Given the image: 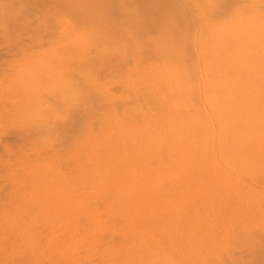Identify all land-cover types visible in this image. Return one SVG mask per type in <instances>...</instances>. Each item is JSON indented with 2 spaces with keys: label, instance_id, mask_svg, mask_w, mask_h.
Returning a JSON list of instances; mask_svg holds the SVG:
<instances>
[{
  "label": "rangeland",
  "instance_id": "374dc122",
  "mask_svg": "<svg viewBox=\"0 0 264 264\" xmlns=\"http://www.w3.org/2000/svg\"><path fill=\"white\" fill-rule=\"evenodd\" d=\"M57 1L0 0V264H264V123L255 122L249 129L243 124L238 130L220 122V110L224 113L230 108L221 103L224 91L216 93V86L212 88L217 75L214 59L202 54L211 44L204 39L208 32L219 21L231 23L230 16H238L233 13L234 0ZM243 1L235 5L243 24L263 28L264 0ZM203 8L207 13L202 15ZM197 15L204 16L200 18L203 28L197 26ZM160 34L167 40L159 43ZM79 39L87 42L81 44ZM158 49L173 50L195 63L189 77L195 87L189 92L195 99L192 94L189 99L193 108L196 101L200 103L191 112L194 122L202 119V123H193L192 136L194 142L201 138L197 147L204 149L190 148L186 163L193 162L189 169L195 176L190 183L185 177L182 180L183 174L177 177V167L170 165L165 146L169 113L148 92L155 87L158 96L163 87L157 83L160 72L154 66ZM251 52L264 60L262 46L252 47ZM225 72L230 79L236 76L231 66ZM237 95L231 104H243L242 113L264 111V94L257 95L250 107L245 106L244 93ZM156 108L157 119L167 114L161 118L167 120L149 121ZM132 116L142 123L139 127L146 128L125 132ZM251 131L248 146L244 136ZM235 135L243 139V143L239 140L243 145L234 146ZM202 138L210 139L202 143ZM230 144L240 150H235L237 158L234 149L233 153L225 151ZM223 145H227L224 151ZM133 151L137 156L133 157ZM199 151L202 157L203 152L209 153L211 160L201 159ZM108 152L111 157L115 153L113 158L107 159ZM230 161L233 165L226 163ZM238 164L237 169L231 167ZM168 169L172 172L167 175ZM115 170L126 174L122 188L119 176L109 178L118 173ZM162 171L166 172L163 176ZM158 175L165 176L164 180H157ZM207 183H212L209 190ZM168 200L178 206L173 225L181 223L186 213L192 214L199 227L180 231L179 225L170 223L169 229L159 231L162 227L156 223L166 217L162 207ZM121 205L126 207L124 224L116 216ZM203 223L205 229L200 228Z\"/></svg>",
  "mask_w": 264,
  "mask_h": 264
},
{
  "label": "bare ground",
  "instance_id": "6f19581e",
  "mask_svg": "<svg viewBox=\"0 0 264 264\" xmlns=\"http://www.w3.org/2000/svg\"><path fill=\"white\" fill-rule=\"evenodd\" d=\"M58 1H60V0H58ZM57 1V2H58ZM188 1H190V0H188ZM236 1V2H235ZM56 2V3H57ZM72 2V1H71ZM192 2H193V0H192ZM191 2V3H192ZM243 0H239V2H237V0H234V8H233V13H237L238 14V16H239V10H238V8H237V6H235V5H237V4H243ZM194 3V2H193ZM192 3V6L193 5H195V4H193ZM201 3V2H200ZM237 3V4H236ZM60 4V3H59ZM211 7H213V4L212 5H210ZM196 7H197V5H196ZM206 7V6H205ZM194 9H192V10H195L196 8L195 7H193ZM199 8H201V6L199 7ZM197 10H199L198 8H197ZM200 11V10H199ZM212 11V10H211ZM102 13V12H101ZM207 13V11L203 8L202 10H201V14L203 15V14H206ZM199 15H197V17H196V22H197V26H198V28H203L204 26H203V22L201 21V17H204V16H199ZM228 16V15H227ZM237 15H231L230 16V22L231 23H226V22H223V21H219L215 26H214V29L213 30H211V31H209L208 32V35H206L207 36V38H204L205 40H207V42H210L211 44L209 45V47H208V51L207 52H205V53H202V54H205V56H208V57H212L213 59H214V64H216L215 65V70H216V72H217V75H216V85H212V88H214L215 86V88H217V91H216V93L218 92V90H220V91H224V94L222 95V94H220V95H222V97H223V101L221 100V103H223V104H225V105H223L224 107H225V109H228V108H230L229 110H225V109H222V107H220V109H222L223 111L225 110L226 112H224V113H222V111L220 110V112H221V117H222V121H220V122H224L223 124L225 125V123L226 124H228V126L227 127H229L230 126V128H235V129H238V126H241V125H243V124H245L244 126L246 127V129H249L250 127H248V125H253V123H255V122H259V121H261V122H263L264 123V111H257V112H255L254 113V111H253V109L251 110V111H249V114H247V112L245 113V112H243L242 113V111H241V106L243 105V104H237V105H233L234 104V102H233V104H231V101H232V99H233V97H235V96H238L237 94H239V93H244L245 95H242V96H245V97H247V98H243V100H246V107H250V106H253V105H255L254 104V101L258 98L257 97V95H259V94H264V93H262V92H264V91H262V92H260V91H258V92H260V93H257V90H259V89H261V90H264V60L263 59H260V58H258V57H255L253 54H252V52H251V49H252V47L254 48V46H256V47H258V46H262L263 48H264V25L262 26L263 28H258L257 26H249V25H245V24H243V22L241 21V19H240V17H238ZM201 18V19H200ZM263 18H264V12H263ZM186 22V21H185ZM208 24V23H207ZM247 24H249V23H247ZM98 32V31H97ZM77 33H79V32H77ZM160 33V32H159ZM249 35L251 36V40H249ZM78 36H81L80 34L78 35ZM82 36H86V34L84 33V35H83V33H82ZM81 36V37H82ZM231 36V38H229V39H227L228 37H230ZM165 37V35L164 34H160L157 38H158V40H159V43L162 41V39H166V38H164ZM131 38V37H130ZM160 38V39H159ZM242 38H244V39H248V40H246V41H242L243 39ZM88 39V38H87ZM155 39L156 38H154L153 40L155 41ZM85 40V39H84ZM157 40V41H158ZM167 40V39H166ZM201 40V39H200ZM78 41H81L80 39L78 40ZM164 41V40H163ZM249 41V42H248ZM84 42H87V41H84ZM83 41H81L80 43L82 44V43H84ZM88 42H90L89 40H88ZM248 42V43H247ZM77 44H79L78 42H76ZM93 43V42H92ZM87 44V43H86ZM185 44V43H184ZM74 45H75V43H74ZM84 45V44H83ZM71 46H73V45H71ZM82 46V45H81ZM86 46V45H85ZM84 47V46H83ZM87 47V46H86ZM92 47V46H91ZM77 50H80V48L78 49V48H76ZM83 49V48H82ZM85 49V51H87V49H89V46L87 47V48H84ZM83 49V50H84ZM103 50H104V48H102ZM83 50H81V52H83ZM73 51V50H72ZM79 52V51H78ZM97 52H98V50H97ZM156 53H155V55H156V60H158V62L157 63H155L154 64V66H155V70H158L159 72H160V77H159V79L157 80V83H161L162 84V91L159 93V95L158 96H156L155 95V93H156V91H157V88H155V87H153L150 91H148L150 94H153L154 95V97H155V101H158V99H160V104H161V106L162 107H165V109H166V113H169V120H168V122H169V124H167V127H168V133L165 135L166 137H167V143L165 144V146L167 147V149H168V151H167V149H166V151H167V156H169V157H171V162H170V160H169V162L171 163L170 165H171V167H177L176 169V171H178L177 172V174L178 175H176L177 177L179 176V174H183V176H181V178L182 177H185L186 179H187V182H189L190 183V181H191V179H193L194 177H193V173H192V171H190V169H189V167L191 166L192 167V169H193V166H194V164H193V162H190L192 165H190V163H189V165H187V163H186V160L188 159V156H189V151H190V148L191 147H194L195 145V147H197V145H199V141H200V139H198V141L197 142H194L195 140H193V136H192V130H193V126H194V124L193 123H195V125H197V121H195L194 122V120H195V118H194V116L192 115V112H191V110H193V109H197L198 108V106L199 105H197L198 103H196L195 102V104L197 105H195V107L193 108V106H194V103L192 102V103H190V100L191 99H189V97H190V94H192L193 95V93L191 92H189V90H191V89H194L195 87L193 86V83H191V78L189 79V77H191V67H194V65H195V63L193 64L191 61H190V58H186V57H183V55H177L176 53H174V51L173 50H157V51H155ZM78 54V53H77ZM137 59V58H136ZM201 59V58H200ZM121 60V59H120ZM136 61H138V59L136 60ZM134 62H135V59H134ZM198 64H199V62H198ZM197 64V65H198ZM202 65H203V63H202ZM205 66H207V67H209V69L211 68L208 64H205ZM204 66V67H205ZM229 66H231L234 70H235V72H236V76L233 78V79H230V78H228L226 75H227V73L225 72V69L227 68V67H229ZM196 68H197V66H196ZM206 68V67H205ZM197 70H202V69H197ZM228 70V69H227ZM224 71V72H223ZM208 72L209 71H207V73L206 74H208ZM198 73V72H197ZM214 73V72H213ZM209 74H210V72H209ZM215 74V73H214ZM193 75V74H192ZM202 74H200V76H201ZM199 76V77H200ZM215 76V75H214ZM188 77V78H187ZM211 77V76H210ZM209 77V78H210ZM213 77V76H212ZM227 77V78H226ZM203 78H204V76H203ZM206 79L208 78L207 76L205 77ZM204 78V79H205ZM198 79V78H197ZM200 79V78H199ZM212 80V79H211ZM211 80H209V81H211ZM197 81V80H196ZM207 81V80H206ZM215 81V80H214ZM196 83V82H195ZM215 83V82H214ZM213 83V84H214ZM205 84H207V83H205ZM200 85V84H199ZM204 85V84H203ZM201 86V85H200ZM199 86V87H200ZM206 86V85H205ZM122 87V86H121ZM134 89V88H133ZM161 89V88H160ZM206 90H207V88H205ZM198 90V89H197ZM196 89H195V91H197ZM203 90V89H202ZM210 91V90H209ZM198 92V91H197ZM203 92H205V90L203 91ZM203 92H202V94H203ZM199 93V92H198ZM216 93H214V94H216ZM218 93H220V92H218ZM142 94V93H141ZM204 94H207V93H204ZM212 94H213V92H212ZM207 95H210V94H207ZM144 96V95H143ZM142 96V97H143ZM196 96H197V94H196ZM195 96V97H196ZM198 96H199V94H198ZM206 96V95H205ZM215 96H217V94L215 95ZM204 97V96H203ZM211 97H214V95L213 96H211ZM210 97V99H212ZM191 98H193V99H195L194 98V95L193 96H191ZM198 98V97H197ZM217 98V97H216ZM220 98V97H219ZM199 99V98H198ZM215 99V98H214ZM218 99V98H217ZM216 99V100H217ZM241 99V98H240ZM239 99V100H240ZM264 98H262V100H263ZM197 100V99H196ZM203 100V99H202ZM208 100V99H207ZM206 100V101H207ZM199 101V100H198ZM218 101V100H217ZM216 101V102H217ZM264 101V100H263ZM263 101H262V103H263ZM213 102H214V100H213ZM216 102H215V104H216ZM219 102V101H218ZM259 102V101H258ZM236 103V102H235ZM241 103V102H240ZM127 104V103H126ZM191 104H193V106L191 105ZM200 104V103H199ZM206 104H208L207 102H206ZM257 104H259V103H257ZM209 105V104H208ZM211 106V105H210ZM217 106V105H216ZM215 106V107H216ZM200 107V106H199ZM212 107H214V106H212ZM207 108V107H206ZM150 109V108H149ZM148 109V110H149ZM196 111V110H195ZM217 111H219V110H217ZM118 112V111H117ZM125 112V111H124ZM130 112V111H129ZM212 112H213V110H212ZM211 113V112H210ZM218 114H219V112H217ZM127 114V113H126ZM157 115H159L158 113H157V108H156V112L154 113V117L152 118V119H149V121H154V122H158V124H159V122H161V121H165V120H167V117L166 118H164L163 120L161 119L163 116L165 117L167 114H165V115H162L161 117H160V120H158L157 119ZM191 115H192V117H191ZM126 116V115H125ZM199 117H201V115L199 116ZM215 117H216V114H215ZM214 117V118H215ZM146 119H148V118H146ZM146 119H144V121L143 122H148V125L150 126V122L148 121V120H146ZM219 119V118H218ZM130 120V122L129 123H131L130 125L128 124V128H126V130H125V132L126 131H129L130 132V130L132 129V127L135 129H137L140 125L139 124H142L140 121V123L139 122H137L136 120H135V118H133V116H132V118L131 119H129ZM205 120V119H204ZM207 120V119H206ZM202 121V119L201 120H199L198 122L199 123H202L201 122ZM119 124H121V122H119ZM118 124V125H119ZM213 124H214V122H213ZM202 125H204V124H202ZM218 125H219V123H218ZM222 124H220V126H221ZM224 125H222L221 127H223L224 128ZM142 126V125H141ZM154 126V125H153ZM156 126V125H155ZM154 126V127H155ZM161 126V125H160ZM159 126V127H160ZM199 126V125H198ZM208 127H209V125H207ZM206 126V127H207ZM225 126V127H226ZM144 128H146V125L145 126H143ZM143 127H139V128H143ZM162 127V126H161ZM201 127V126H200ZM204 127V126H203ZM226 127V129L227 130H230V129H228ZM47 128V127H46ZM150 128V127H149ZM254 128V127H253ZM160 129V128H159ZM196 129H199V128H196ZM195 128H194V131L196 130ZM201 129V128H200ZM199 129V130H200ZM207 129V128H206ZM205 129V127H204V130H206ZM213 129H215L214 130V132L216 131L217 132V130L219 129V127H218V129L216 130V128H213ZM221 129V128H220ZM225 129V128H224ZM243 129V128H242ZM202 131V132H205V131ZM209 132H207L208 134L210 133V130L209 129H207ZM223 130V129H222ZM221 130V131H222ZM239 130V129H238ZM262 130V129H261ZM121 130L119 129V132H120ZM122 131H123V129H122ZM160 131H161V129H160ZM164 131V130H163ZM193 131V132H194ZM198 131V130H197ZM196 131V132H197ZM201 131V130H200ZM235 131V130H234ZM234 131H228V133H231V132H234ZM224 132H226V131H224ZM261 132V131H260ZM132 133V132H131ZM160 133V132H159ZM165 133H166V131H165ZM195 133V132H194ZM223 133V132H222ZM228 133L226 134V135H224L225 133H223V135L225 136V137H228ZM235 133V132H234ZM240 133H241V131H240ZM259 133V132H258ZM203 134V133H202ZM212 134H214V133H212ZM220 134H221V132H220ZM247 135V137H245L244 136V138H247V139H244L245 141L244 142H247L248 140H249V137H251V136H253V134H252V131L250 132V133H246ZM255 134H257V132H255L254 133V135ZM260 134V133H259ZM132 135V134H131ZM195 135V134H194ZM196 136V135H195ZM197 136H199V135H197ZM205 136H208V137H210L209 135H205ZM215 136V135H214ZM230 136V135H229ZM237 135H235V137H236ZM257 136V135H256ZM255 136V137H256ZM130 137V136H129ZM132 137V136H131ZM200 137V136H199ZM203 137V136H202ZM216 137H217V135H216ZM221 137H223V136H221ZM233 137V136H232ZM231 137V139H233ZM237 137H239V136H237ZM236 137V138H237ZM243 137V136H242ZM254 137V138H255ZM259 137H260V135H259ZM262 137H264V135L262 136ZM110 138V137H109ZM115 138V137H114ZM158 138H160V136L158 137ZM157 138V139H158ZM163 138H165V137H163ZM195 138V137H194ZM214 138V137H213ZM241 138V137H240ZM253 138V139H254ZM144 139V138H143ZM151 139H152V137H151ZM206 139H208V138H206ZM205 138L203 139L202 138V140H201V142L203 143V140H206ZM210 139V138H209ZM208 139V140H209ZM222 139V138H221ZM220 139V140H221ZM258 139V138H257ZM145 140H146V138H145ZM196 140H197V138H196ZM216 140H218L217 138H216ZM233 140H237V142H235V141H233ZM232 141L233 142H235V144H234V146L237 144V145H239V140H243V139H239V138H237V139H233ZM252 140V139H251ZM250 140V141H251ZM106 141H109V140H106ZM110 141H111V139H110ZM146 141H148V140H146ZM150 141H152L153 142V140H150ZM159 141V140H158ZM222 141V140H221ZM226 141H228L227 140V138H226ZM255 141V140H254ZM257 141V140H256ZM264 141V140H263ZM149 142V141H148ZM155 142H157V141H155ZM160 143H161V140L159 141ZM158 142V143H159ZM208 141L206 140V143H207ZM210 142V141H209ZM217 142V141H216ZM220 142V141H219ZM231 142V141H230ZM229 142V143H230ZM252 142V141H251ZM261 142H262V140H261ZM134 143V142H133ZM205 143V142H204ZM224 144H226V143H228V142H223ZM242 143H243V141H242ZM216 144V143H215ZM246 145H248V146H250V143H249V141H248V144L247 143H245ZM262 144H263V142H262ZM151 145V144H150ZM153 145V144H152ZM204 145V144H203ZM209 145V144H208ZM208 145H206V146H208ZM220 145V144H219ZM229 145V144H228ZM231 145V144H230ZM237 145L235 146V147H237ZM241 145H243V144H241ZM241 145H239V146H241ZM200 146V145H199ZM198 146V147H199ZM225 146H227V145H225ZM224 145L223 146H221V147H223V151H224V147H225ZM233 146V147H234ZM264 146V145H263ZM140 147V146H139ZM163 147V146H162ZM198 147L197 148H195L196 150H202V149H204V148H200L199 147V149H198ZM202 147V146H201ZM204 147V146H203ZM220 147V146H219ZM232 147V145L231 146H229V149L230 150H228L227 148H228V146L227 147H225V151L227 150V151H231V149H234L233 147ZM105 148V147H104ZM129 148H132V147H129ZM154 148V147H153ZM157 148H159V146L157 147ZM218 148V147H217ZM109 149H110V151H113L112 149L113 148H110V145H109ZM147 149V148H146ZM210 149V147L207 149V150H209ZM220 149V148H219ZM260 149V148H259ZM206 150V151H207ZM222 150V149H221ZM235 150H238V149H234V151ZM204 151V150H203ZM203 151H201V152H203ZM214 151V150H213ZM233 151V150H232ZM231 151V153H233ZM240 150H238V152H239ZM127 152V151H126ZM134 152V156L133 157H135V156H137L136 154H135V151H133ZM140 152V151H139ZM147 152V151H146ZM193 152H195V151H192V153ZM197 152V151H196ZM207 152H209V151H207ZM207 152H203V153H205V156L207 155L206 153ZM218 152H220V151H218ZM109 153V152H108ZM125 153V152H124ZM149 153V152H148ZM199 154H200V151L198 152ZM198 153H196L197 155H198ZM203 153H202V155H203ZM221 153V152H220ZM219 153V155H222V154H220ZM230 153V154H231ZM98 154V153H97ZM111 154H112V152H111ZM114 154L115 153H113V156H114ZM117 154H118V152H117ZM117 154L115 155V156H117ZM126 154V153H125ZM160 154H162V153H160ZM195 154V155H196ZM213 154H214V152H213ZM218 154V153H217ZM228 154V153H227ZM127 155V154H126ZM132 155V154H131ZM144 155H145V152H144ZM146 155H147V153H146ZM145 155V156H146ZM163 156H164V154H162ZM166 155V154H165ZM192 156L194 155V154H191ZM190 155V156H191ZM196 155V156H197ZM212 155V154H211ZM224 155V154H223ZM238 155V153H237V151H235V157ZM242 155H243V153H242ZM245 155H247V154H245ZM105 156H107V154L105 155ZM104 156V157H105ZM113 156L111 157V155H110V153H109V155L107 156V159H109V158H113ZM128 156V155H127ZM127 156H125V157H127ZM142 156H143V154H142ZM141 156V157H142ZM148 156V155H147ZM149 158L148 159H150L152 156L149 154ZM157 156V155H156ZM160 156V155H159ZM203 156L204 158H206V157H209L210 156V154L208 153V156ZM224 156H226V155H224ZM229 156V155H228ZM239 156H240V154H239ZM238 156V157H239ZM130 158L132 157V156H129ZM154 157H155V155H154ZM153 157V158H154ZM199 157V155L196 157V160H197V158ZM200 157H201V159L203 158L202 156H201V154H200ZM215 157H217V155L215 156ZM244 157V156H243ZM260 157H263V156H260ZM138 158V157H137ZM136 158V159H137ZM140 158V157H139ZM143 158V157H142ZM160 158H162V157H160ZM187 158V159H186ZM233 158V157H232ZM237 158V157H236ZM235 158V159H236ZM122 159V158H121ZM126 159V158H125ZM124 159V160H125ZM156 160H159L158 158H155ZM179 159V160H178ZM191 159V158H190ZM208 159H210V157L208 158ZM216 159V158H215ZM214 159V160H215ZM224 159V158H223ZM230 159V158H229ZM228 159V160H229ZM243 159V158H242ZM241 159V160H242ZM147 160V159H146ZM151 160H154V159H151ZM156 160H154V161H156ZM160 160H162V159H160ZM167 160V161H168ZM194 160H195V158H194ZM195 160V161H196ZM211 160V159H210ZM209 160V161H210ZM220 160H222V159H220ZM233 160H234V158H233ZM232 160V161H233ZM248 160V159H247ZM143 161V160H142ZM150 161V160H149ZM149 161H147V162H149ZM193 161V160H192ZM203 162L202 160H198V162ZM205 161V160H204ZM218 161V160H217ZM226 161V159L224 160V162ZM234 161H236V160H234ZM243 161H245V160H243ZM108 162V161H107ZM136 162V161H135ZM197 162V163H198ZM205 162H208V161H205ZM215 162V161H214ZM224 162H223V164H224ZM246 162V165H247V163H248V161H245ZM244 162V163H245ZM250 162V161H249ZM263 163H264V161H262ZM125 163V162H124ZM134 163V162H133ZM144 163V162H143ZM156 163H157V161H156ZM159 164H160V162H158ZM162 163V162H161ZM165 163V162H164ZM167 163V162H166ZM197 163H195L196 165H197ZM210 163V162H209ZM227 164H232V162L230 161V162H226ZM226 163L224 164V166H226ZM243 163V162H242ZM241 163V164H242ZM144 164H146V163H144ZM149 164H151V163H149ZM208 164V163H207ZM211 164V163H210ZM212 164H214L213 162H212ZM153 165V164H152ZM152 165H151V167H152ZM222 165V164H221ZM220 165V166H221ZM233 165V164H232ZM248 165H249V163H248ZM252 165H254V164H252ZM257 165V164H256ZM146 166H148V164L146 165ZM146 166H144V167H146ZM164 166V165H163ZM166 166H168V165H166ZM166 166H164V167H166ZM197 166H199V165H197ZM194 167V168H199V167ZM223 166V165H222ZM236 166H240L239 164L238 165H235V166H231L232 168L234 167H236ZM250 166V165H249ZM248 166V167H249ZM156 167H157V165H156ZM156 167H155V169L153 170V171H155L156 170ZM159 167V166H158ZM169 167V166H168ZM190 167V168H191ZM203 167V166H202ZM244 167V166H243ZM160 169H162V167H159ZM201 168V167H200ZM199 168V169H200ZM226 168H227V166H226ZM229 168V167H228ZM232 168L231 169H227L228 171H232ZM251 168V167H250ZM255 168V167H254ZM254 168H252V169H254ZM259 168V167H258ZM134 169V168H133ZM147 170H148V168H146ZM159 169V170H160ZM166 169V168H165ZM213 169H214V167H213ZM216 169V168H215ZM235 169H237V168H235ZM235 169H233V171L235 170ZM127 170V169H126ZM126 170L124 169V172L126 173ZM129 170H130V168H129ZM135 170V169H134ZM158 169H157V171H159ZM170 169H168L167 171V175L168 174H170L172 171H169ZM198 170V169H197ZM201 170H202V168H201ZM223 170V169H222ZM221 170V171H222ZM255 170V169H254ZM115 171H117L118 173L117 174H109L110 175V179H118L117 177L119 176V179L117 180V182H119L118 183V185H119V187L120 188H122L120 185H124V183L123 182H127V180H125L124 179V177H125V175L123 176V174H124V172H121L122 170H115ZM128 171V170H127ZM145 171V170H144ZM150 171V170H149ZM152 171V170H151ZM202 171H204V170H202ZM210 170H208V171H206V173L207 172H209ZM213 171V170H212ZM210 172V174H214L213 172ZM224 171V170H223ZM230 171V172H231ZM249 171V170H248ZM197 172V171H196ZM200 171H198L197 173H199ZM216 172H220V171H216ZM142 173V172H141ZM144 173H146V172H144ZM143 173V174H144ZM153 173V172H152ZM158 174L159 172H155V174ZM162 173H166V172H164V171H162L160 174H162ZM195 173V172H194ZM201 173V172H200ZM204 173V172H203ZM206 173L204 174V175H206ZM232 173V172H231ZM88 174V173H87ZM142 174V175H143ZM147 174H149V173H147ZM209 174V173H208ZM207 174V176L209 177V175ZM220 174V173H219ZM223 174V173H222ZM222 174H221V176H222ZM224 174H225V172H224ZM103 175H104V178H106L107 177V175H106V173L104 172L103 173ZM141 175V174H140ZM149 175H151V177H152V175H153V177H154V174H149ZM165 175V174H164ZM174 175V174H173ZM195 175H197V174H195ZM229 175H231V174H229ZM162 176H163V174H162ZM206 176V177H207ZM214 176V175H213ZM217 176H218V174H217ZM220 176V177H221ZM226 176V175H225ZM224 176V177H225ZM165 177V176H164ZM164 177H161V175H158V178H157V180H160V178H163L162 179V181L164 180ZM169 177H171V175L169 176ZM197 177H198V175H197ZM196 177V178H197ZM203 177V176H202ZM205 177V176H204ZM207 177V178H208ZM226 177H228V175L226 176ZM225 177V178H226ZM95 178V177H94ZM128 179H129V177H127ZM168 178V177H167ZM167 178H165V181L166 180H168ZM172 178V177H171ZM185 178H184V180H185ZM201 178V177H200ZM213 178H215V177H213ZM222 178H223V176H222ZM222 178H220L219 180H221ZM235 178V177H234ZM97 178H95V180H96ZM137 179V178H136ZM198 179V178H197ZM212 179V178H211ZM228 179V178H227ZM138 180V179H137ZM151 180H154V179H151ZM182 180H183V178H182ZM183 180V181H184ZM200 180V179H199ZM204 179H202L201 180V182H204L203 181ZM210 180V179H209ZM213 180V179H212ZM216 180H218V179H216ZM223 180V179H222ZM231 180V179H230ZM237 180V179H236ZM162 181H160V182H158L159 184L161 183L162 184ZM176 181L178 182V180L176 179ZM180 181V180H179ZM194 181H196V179L194 180ZM231 181H233V180H231ZM235 181V180H234ZM90 182V181H89ZM103 182H105V184H107V185H109L110 183L108 182V181H103ZM112 182V181H111ZM193 182V181H192ZM199 182V181H198ZM200 182V183H201ZM207 182V181H206ZM210 182H212V181H210ZM215 182V181H214ZM217 182V181H216ZM220 182V181H219ZM223 182V181H222ZM238 182H239V180H238ZM115 183V182H114ZM136 183V182H135ZM152 183V182H151ZM165 183V182H164ZM167 181H166V185H167ZM171 183H172V181H171ZM194 183V182H193ZM197 183V182H196ZM218 183V182H217ZM228 184L230 183V182H227ZM226 183V184H227ZM232 183V182H231ZM234 183V182H233ZM102 184V183H101ZM115 184H117V183H115ZM169 184V183H168ZM177 184H179V183H177ZM186 184H188V183H186ZM203 185H204V183H202ZM208 184V183H207ZM212 184V183H211ZM210 184V185H211ZM219 184V183H218ZM217 184V185H218ZM239 184V183H238ZM150 185V184H149ZM165 185V186H166ZM181 185V184H180ZM192 185V184H191ZM190 185V186H191ZM195 185V184H194ZM197 185V184H196ZM195 185V186H196ZM201 185V184H200ZM202 185V186H203ZM209 184L207 185V188L210 186ZM214 185V184H213ZM217 185H215V186H217ZM98 186V185H97ZM164 186V187H165ZM170 186H172L171 184H170ZM204 186H206V184L204 185ZM154 187V186H153ZM166 187H169V186H166ZM172 187H174V186H172ZM177 187H178V185H177ZM196 187H199L200 188V186L199 185H197ZM195 187V188H196ZM150 188H151V186H150ZM149 188V189H150ZM159 188V187H158ZM161 188H162V186H161ZM175 188V187H174ZM193 188H194V186H193ZM257 188V187H256ZM153 189L154 188H152V191H153ZM172 188H170V190H171ZM191 189H192V186H191ZM210 189V187L208 188V190ZM244 189H248V187L247 188H244ZM156 190V189H155ZM160 191H161V189H159ZM169 190V189H168ZM184 190V189H183ZM241 190H243V188L241 189ZM82 191V190H81ZM80 191V192H81ZM83 191H86V190H83ZM116 191V190H115ZM162 191H166V190H164V189H162ZM174 191V190H173ZM172 191V192H173ZM185 191V190H184ZM186 191H187V189H186ZM244 191V190H243ZM247 192V191H246ZM160 193V192H159ZM162 194V193H161ZM165 194V193H164ZM156 195V194H155ZM237 195V194H236ZM244 195V194H243ZM158 196V195H157ZM242 196V195H241ZM185 197H188L187 195L185 196ZM114 198V197H113ZM155 198V197H154ZM166 198V197H165ZM164 198V199H165ZM172 198V197H171ZM174 198V197H173ZM128 199V198H127ZM241 201V200H240ZM239 201V202H240ZM244 201V200H243ZM113 203V202H112ZM177 203V202H176ZM175 202H170V200H168L164 205H163V207H162V210L164 211V215L166 216L161 222H159V220L157 221V226L156 227H162V228H160L159 229V231H166V229H169V226H171V224H172V226H174V225H179V228H176L177 230H180V231H194L197 227H199V225H197V223H196V221L197 220H195V218H193V216H192V214H187L186 215V213H185V218L182 220V222L181 223H175L174 225H173V221H172V219H173V216H174V214H175V212L177 211V204H176ZM241 203V202H240ZM176 204V208H175V205ZM210 205H211V203H209ZM148 207V206H147ZM205 207V206H204ZM215 207V206H214ZM71 208V207H70ZM181 208H183V207H181ZM61 209V208H60ZM79 209V208H78ZM119 209V211L116 213V216L120 219V221H121V223H123L124 224V222H125V220H126V216H125V210H126V207L124 206V205H121L120 206V208H118ZM206 209V208H205ZM63 210V209H62ZM153 210V209H152ZM204 210V209H203ZM61 211V210H60ZM220 211V210H219ZM62 212H64V211H62ZM66 213V212H65ZM70 212H67L66 214H69ZM200 213H202V212H200ZM91 214V216L93 215V213H90ZM56 215V214H55ZM70 215V214H69ZM72 215V214H71ZM74 215V214H73ZM194 215V214H193ZM201 215V214H200ZM97 216V215H96ZM194 216H197V213H196V215H194ZM202 216V215H201ZM69 217V216H68ZM71 217V216H70ZM75 217V216H74ZM65 219H66V217H64ZM72 218V217H71ZM76 218V217H75ZM93 218H91V220H92ZM78 220V219H77ZM93 221V220H92ZM99 221H100V219H99ZM94 222H97V220L96 221H94ZM93 222V223H94ZM76 223H77V221H76ZM171 223V224H170ZM211 223V222H210ZM69 224V223H68ZM95 224V223H94ZM122 224V225H123ZM192 225V227H191V225ZM86 227V226H85ZM71 228V227H70ZM200 228H203V229H205V225H204V223L203 224H201L200 225ZM207 228V227H206ZM173 228L171 227V229L170 230H172ZM199 230V229H198ZM88 231H91L90 229L88 230ZM174 231H176V230H174ZM145 233V232H144ZM143 234V233H142Z\"/></svg>",
  "mask_w": 264,
  "mask_h": 264
}]
</instances>
